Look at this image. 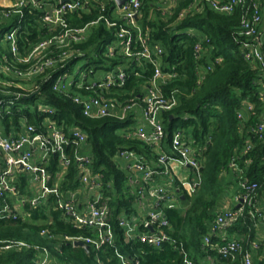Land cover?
I'll return each mask as SVG.
<instances>
[{
  "label": "trees",
  "instance_id": "obj_1",
  "mask_svg": "<svg viewBox=\"0 0 264 264\" xmlns=\"http://www.w3.org/2000/svg\"><path fill=\"white\" fill-rule=\"evenodd\" d=\"M41 1L56 3L57 0ZM252 1L260 6L264 4V0H247L244 7L237 6L231 13H222L210 6V0H141L138 23L147 34L148 44L162 49L159 58L161 71L175 75L161 84L165 95L175 91L176 105L160 114L165 136L159 148L175 157L170 141L173 132L179 131L196 149L201 164V180L190 195L180 187L176 176H168L174 184L176 207L162 206L168 225L161 229L167 239L158 247L142 242L138 236L128 238L127 227L121 225L122 221L128 225L137 221L138 228L142 217L136 207L139 184L129 182V171L116 161L117 153L135 152L154 166L158 151L156 146L129 137L135 128L136 116L130 114L124 119L86 116L73 97L92 93L74 85L69 87L68 95L59 93L52 89V78L46 79V76L36 77L34 92L19 86L21 83L7 87L12 92L28 95L21 96L5 109L0 104V111H8L1 119L3 135L10 133L12 127L18 129L21 122L42 131L44 119H49L64 131L79 128L87 137V153L91 158L88 168L92 175L99 176L98 180L95 178L99 196L96 204L105 205L108 215L105 226L99 229L73 223L64 209L59 208V203L67 201L73 194L78 208L93 200L89 195L91 185L81 182L72 160L60 180L57 194H50L36 207L25 202L15 220L0 219V264H35V247L48 250L49 264H123V260L132 264L134 261L138 264H187L185 260L190 264H207V257H211L214 264H242V254L250 252V248L255 250L254 255L250 252L252 264H264V242L257 245L252 241L261 221L259 217L250 216L247 205H244L243 216L226 228L239 232L237 238H232L241 247L236 258H224L217 252L216 246L229 239L218 243L215 233L210 235V246H204L203 242L219 210V198L229 185L237 188L238 193L239 182L247 178L258 183L257 202L259 195L264 193V138L257 139L251 132V128L264 117V72L257 60L244 58L243 39L239 34L243 16H250ZM111 7L108 1L104 10L90 6L87 12L70 14L66 19L71 27H82L99 18L100 13L108 15ZM7 10L11 14L9 18L0 16L1 56L10 59V53L1 40L12 28H20L18 49L23 56L29 55L42 39L52 36L41 23L42 10L32 3L22 7L20 12ZM117 28L107 26L102 20L92 26L86 39L74 46L82 56L72 57L62 71L77 81L80 74L73 73L76 65H80L81 70H92L88 77L122 69L124 83L112 86L106 91V96L123 102L130 96L143 93L154 67L145 60L135 61L132 56L118 51L113 56H106V47L116 43ZM197 43L200 44L198 54L195 51ZM30 64L16 67L25 69ZM50 74L52 77L56 75ZM0 78L7 79L3 73H0ZM88 84L86 78L82 87ZM29 96L31 98L27 99ZM1 99L3 95L0 93ZM38 100L41 101L40 106L51 112L40 111ZM245 102L253 105L254 114L240 120L237 111ZM247 141L252 143L253 149L248 155L240 156ZM74 149L66 147V152L71 155ZM233 158L241 175L229 167ZM247 158H250L249 163H245ZM58 161V154H50L46 159L44 167L50 175L49 183L57 177ZM15 186L22 199H30L34 195L29 177L22 172L17 173ZM232 208L239 206L234 204ZM260 212L264 210L260 209ZM139 229L140 233L148 230ZM42 231L46 234H41ZM108 231L109 239L101 241L100 235L107 237ZM75 238L90 239L92 242L86 243L88 250L74 246L70 239ZM10 241L23 242L28 247L2 248Z\"/></svg>",
  "mask_w": 264,
  "mask_h": 264
},
{
  "label": "built area",
  "instance_id": "obj_2",
  "mask_svg": "<svg viewBox=\"0 0 264 264\" xmlns=\"http://www.w3.org/2000/svg\"><path fill=\"white\" fill-rule=\"evenodd\" d=\"M111 2L112 10H108L109 14L100 13V17L90 23L73 28L69 25L66 17L70 14L87 12L90 6L99 7L104 10L107 2ZM174 1V0H171ZM210 6L222 13H231L237 6L244 7L247 0H210ZM32 3L35 7L42 10L41 23L52 34L47 39H42L37 43L29 55H20L18 49V32L19 27L12 28L5 33L1 43L6 46V51L10 53V59L0 55V73H3L7 79L1 80L0 93L3 99L0 104L5 109L6 106L13 105L21 96L20 92H12L7 87L21 81L30 82L28 90L36 91L34 81L36 77L46 76V79L52 78V89L59 93L68 95L69 87L77 86L91 92L87 96H74L75 103L82 106V112L89 117L114 116L120 119L126 118L130 114L139 112L141 118L150 126V131H146L143 126L138 125L134 128L129 137L141 140L149 145L157 147V158L155 165H150L144 156L135 152L119 151L116 161L120 166L129 171V182L131 184H139L136 202L137 211L142 217L141 224L137 228L136 222L128 223L122 221L121 225L127 227V237L138 236L142 242H147L153 246H160L161 242L167 239V235L161 229L168 225L163 213L162 206L168 208L176 207L175 192L173 181L168 180V176H176L181 188L187 194H192L201 180V164L197 157V151L192 144L179 131L172 134L170 141V149L175 157L169 156L163 152L159 146L165 136L163 125L160 120V114L163 111H169L176 105L175 91L165 95L161 91V84L166 79L175 75L172 73L164 74L161 71L159 58L162 49L158 45L150 46L148 44L147 34L143 32L142 27L138 23L140 15L141 0H125L119 5L117 0H68L61 3H45L41 0L34 2L33 0H15L11 6L0 5V16L10 17V10L17 12L21 8ZM22 17V16H20ZM102 20L109 27H116V43L106 47V56H113L118 51L126 56H132L135 61L145 60L153 65V75L148 85H146L143 93L138 96H130L123 102H119L115 98L106 96L107 90L112 86H121L124 83L125 74L122 69L107 72L105 75H95L88 77L92 70H81L80 65L74 66L73 73L80 74L79 80L74 81L73 76H68L64 70L67 62L76 56H82V52L75 49L76 44L81 43L87 37L89 29ZM262 22L260 5L254 1L251 2L250 16H243L240 22V36L242 37L241 48L243 56L246 60H257L263 68L264 72V34L261 32L260 24ZM20 24V20L18 21ZM208 42V39H206ZM197 54L200 51V44L195 45ZM31 63V64H30ZM19 64H30L25 69H19ZM209 70L210 67H207ZM61 71V74L58 72ZM50 73H56L54 77ZM87 78L88 85L82 87L84 79ZM19 86L23 87L19 84ZM40 111L51 112L48 108H41ZM8 111H0V219L15 220L20 211L21 205L28 202L31 207H36L40 203L47 200L50 194H57V187L67 167L74 160L78 175L81 182L91 185L89 195L93 200L87 201L83 208L76 205L75 194L65 202L59 203V208L64 209L65 215L68 216L73 223L77 225L95 226L99 229L105 226V220L108 215V208L105 205H97L99 198L97 193L96 181L98 174H93L88 168L90 164V155L87 153V137L79 128H72L64 131L49 119L41 122L42 131H38L37 127L32 124L21 122L18 129L12 127L10 133L3 135L1 119L7 115ZM254 114V107L250 103H243L237 111V117L240 120L248 118ZM15 132V133H14ZM251 132L257 138H264V121H260L251 128ZM66 147L76 148L69 155ZM253 149L251 142H246L242 147L240 156L248 155ZM50 154H58L59 170L57 177L52 183H49L50 175L47 173L44 164ZM239 157V156H236ZM234 157V158H236ZM232 159L229 167L233 172L240 174L235 159ZM46 162V163H45ZM250 158L245 160L249 163ZM175 169H187V174L180 171L175 174ZM22 172L29 177L30 187L34 191V195L30 199H22L15 186L17 173ZM139 175L140 178H137ZM94 176V177H93ZM162 179L163 182H160ZM97 178V180H95ZM239 192L233 196V201L239 208L233 209L224 206L219 209L215 215V219L210 223L208 234L203 237L204 246H210V235L230 227L239 217L244 214V205L250 209L248 213L251 217H259L264 229V212H260L257 206L256 190L258 183L245 178L238 184ZM140 227L147 228L146 232L140 233ZM152 228V231L150 230ZM45 235L46 232L42 231ZM107 237L100 235L101 241L108 240ZM72 243L80 240L84 244L92 242L90 239H70ZM11 247L20 248L28 247L23 242L10 241L2 248L9 249ZM256 248L255 245L252 246ZM217 252L224 258H236L241 247L236 239L225 240L224 244L216 246ZM35 264H49L50 255L46 248L34 249ZM208 259V257H207ZM187 264L189 261L185 260ZM210 261H208L209 263ZM123 264H132L131 261L123 260ZM138 264V261H134ZM212 264V263H210ZM242 264H252L251 253L246 251L242 254Z\"/></svg>",
  "mask_w": 264,
  "mask_h": 264
},
{
  "label": "crops",
  "instance_id": "obj_3",
  "mask_svg": "<svg viewBox=\"0 0 264 264\" xmlns=\"http://www.w3.org/2000/svg\"><path fill=\"white\" fill-rule=\"evenodd\" d=\"M15 0H0V5L2 6H11L13 5ZM261 8V16H262V22L260 24V29L261 32L264 34V4L262 6H260ZM136 116V125L135 128H137L138 125H141L144 127V129L146 131H150V126L145 122V120L143 118H141L139 112H137L135 114ZM263 121H264V117H263ZM86 150H88V148H86ZM182 174H187L185 173L186 171H181ZM137 178H140L139 175H136ZM157 179L160 182H165L162 179H159V177H157ZM224 182H226V179H224ZM237 188L232 187V186H228L227 189L225 191H223V194H221L220 198H219V204L217 209H221L224 206H228L232 208V205H234L235 203L232 200V197L234 196V194L236 193ZM234 203V204H233ZM258 207L262 210H264V193L260 194L258 197ZM239 235L238 231L235 230H222L219 231L215 234L216 238H217V242L220 243L222 240L225 239H232V238H237V236ZM245 237V236H244ZM247 237V236H246ZM252 240V239H251ZM253 242H256L257 245L258 244H262L264 242V229L262 224L259 222L257 225V230H256V235L252 240ZM250 252L252 253V255L255 254V250L250 248ZM208 261H210L208 263ZM206 262L207 264H214L211 257H208V259L206 258Z\"/></svg>",
  "mask_w": 264,
  "mask_h": 264
},
{
  "label": "water",
  "instance_id": "obj_4",
  "mask_svg": "<svg viewBox=\"0 0 264 264\" xmlns=\"http://www.w3.org/2000/svg\"><path fill=\"white\" fill-rule=\"evenodd\" d=\"M34 2H38L40 0H33ZM68 0H60L61 3L67 2ZM125 0H117L119 5H122L124 3ZM31 98V96L27 97V99ZM184 197L181 196V199H183ZM150 230L152 231V228H150ZM74 246H79L82 247L83 249H85L86 251L88 250V246L86 244H84L82 241L77 240L74 241Z\"/></svg>",
  "mask_w": 264,
  "mask_h": 264
},
{
  "label": "rangeland",
  "instance_id": "obj_5",
  "mask_svg": "<svg viewBox=\"0 0 264 264\" xmlns=\"http://www.w3.org/2000/svg\"><path fill=\"white\" fill-rule=\"evenodd\" d=\"M30 82L31 81H29V82H24V81H21L20 83V85H22V86H24V87H29L30 86ZM37 104H39V106L41 105V101H37ZM41 108L43 109L44 107H42L41 106ZM180 171H183L182 169H175V174H178ZM185 173H188L189 171L187 170V169H185Z\"/></svg>",
  "mask_w": 264,
  "mask_h": 264
},
{
  "label": "clouds",
  "instance_id": "obj_6",
  "mask_svg": "<svg viewBox=\"0 0 264 264\" xmlns=\"http://www.w3.org/2000/svg\"><path fill=\"white\" fill-rule=\"evenodd\" d=\"M173 186H174V184H173Z\"/></svg>",
  "mask_w": 264,
  "mask_h": 264
}]
</instances>
